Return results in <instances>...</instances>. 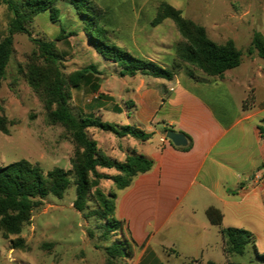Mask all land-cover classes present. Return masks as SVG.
Listing matches in <instances>:
<instances>
[{"label":"rangeland","instance_id":"374dc122","mask_svg":"<svg viewBox=\"0 0 264 264\" xmlns=\"http://www.w3.org/2000/svg\"><path fill=\"white\" fill-rule=\"evenodd\" d=\"M93 1L105 10L113 41L137 57L169 69L178 61L177 48L186 41L176 24L170 19L157 26L151 24L157 7L166 2L179 9L183 17L203 26L213 41L219 44L228 40L235 42L242 60L237 68L228 71L230 76L253 78L256 69L264 67V60L257 51L249 54L254 36L261 34L264 37V0ZM58 8L59 22L53 23L48 12L42 13L29 27L31 37L26 34L15 36L14 53L0 90V114L7 116L11 122L9 134L0 131V167L27 160L44 173L55 168L72 169V142L61 126H52L47 122L42 100L22 74L27 56L35 48L32 39L55 41L67 74L89 65L97 67L89 82L79 90L72 91L70 104L76 114H94L95 118L114 124L118 131L131 126L152 134L149 141L140 142L131 137L118 138L111 132L90 128L89 134L107 156L115 158L114 152L118 146L126 151L136 150L141 155L145 154L147 148H157L159 138L165 132L163 122L156 120L149 127L131 106L130 95L127 94L138 89L143 80L151 83L154 78L144 75L121 77L118 64L105 60L88 44L83 25L68 0H61ZM8 20L9 13L3 5L0 7V39L7 30ZM61 35L64 38L56 40ZM188 72L204 75L190 65H185L176 75L187 76ZM259 83L264 86V78ZM98 97L99 100H96ZM116 107L122 111L118 113ZM105 171L116 173L113 169ZM70 179L73 181V176ZM75 198L76 187L73 183L63 198L48 196L42 210L34 214L31 224L25 227L20 236L13 237L24 238L25 246L22 248H12L0 231V264H128L127 261H133L139 250L132 244L131 235L125 233L123 236L121 230L105 235V221L86 217L76 211L73 208ZM186 220L187 227H171L154 233L146 250L145 261L188 264L198 258L202 261L193 264H199L213 256L217 264H264L259 258L264 255V225L258 220L227 217L224 221V227L256 232L254 242L247 245L243 255H226L224 251L222 254L213 245L216 228L211 232L200 229L198 234L192 233V219ZM203 242L212 246L202 249ZM126 243L130 244V249ZM110 247L119 250L123 257L111 258L107 253Z\"/></svg>","mask_w":264,"mask_h":264},{"label":"trees","instance_id":"16d2710c","mask_svg":"<svg viewBox=\"0 0 264 264\" xmlns=\"http://www.w3.org/2000/svg\"><path fill=\"white\" fill-rule=\"evenodd\" d=\"M61 0H0V7L6 6L9 13L8 27L0 39V90L6 77L7 68L14 53V40L18 34L31 37L29 27L35 18L42 13H49L53 23L59 22ZM83 25V33L87 42L105 60L114 62L120 67L121 77H135L137 75L172 81L177 72L190 65L209 77L221 78L224 73L237 68L241 64V51L233 40L223 44L213 41L207 30L191 19L183 17L181 11L169 3L162 2L157 7L156 16L151 21L153 26L163 21L172 20L185 43L177 48L178 61L172 69L154 62L137 57L117 45L112 39L106 12L103 7L93 0H68ZM63 32L64 29H62ZM71 34H77L72 32ZM63 35L56 40H62ZM34 50L27 56L22 74L33 90L42 100L47 122L52 126H61L74 146L71 158L72 169L67 171L55 168L44 173L40 167L34 166L27 160L0 167V231L12 248L25 246L20 236L25 227L31 224L34 214L42 210L45 200L53 195L63 198L71 183L76 187V198L73 208L98 220L105 221L103 228L105 235L119 230L124 233V222L116 218V201L118 192L128 188L135 177L149 172L154 161L135 152L129 151L123 161L111 158L99 147L98 142L89 134L90 128H97L111 132L118 138L131 137L140 142H147L152 134L136 127L126 126L120 131L114 124L95 118L94 114H76L70 104L72 91L79 90L83 84L89 82L93 73L97 72L95 65L65 73L61 53L55 41L32 39ZM257 51L264 60V37L254 36L249 54ZM189 76H193L188 72ZM98 97L96 100H99ZM254 97L247 99V107ZM118 113L121 109L116 107ZM10 120L0 114V131L9 134ZM264 135V129H262ZM189 143L185 147H177L182 151L192 148V139L185 135ZM106 169H113L116 173H107ZM74 180L71 181L70 177ZM110 183V186L106 184ZM210 223L221 226L223 213L210 207L206 211ZM225 240L224 253L226 255H243L247 245L253 241V234L245 229L234 227L221 229ZM133 242V241H131ZM130 249V244L126 243ZM111 258L123 257L115 247L107 249ZM264 261V255L259 256ZM193 260L188 264L196 263ZM159 264H164L160 262ZM199 264H217L209 260ZM236 264V263H229Z\"/></svg>","mask_w":264,"mask_h":264},{"label":"crops","instance_id":"0c3cea01","mask_svg":"<svg viewBox=\"0 0 264 264\" xmlns=\"http://www.w3.org/2000/svg\"><path fill=\"white\" fill-rule=\"evenodd\" d=\"M263 78L264 67L259 66L248 79L228 71L221 78L175 75L172 81L143 80L138 89L127 92L131 106L149 127L161 120L165 129L158 147L144 152L154 161L152 169L118 192L115 216L139 250L128 264H154L145 261L152 235L187 227L186 219H192V233L216 228L213 245L222 254L221 229L229 228L224 227L227 217L254 218L264 225V86L259 83ZM251 96L254 101L245 107ZM168 131L188 135L192 148L182 151L168 139L163 142ZM128 152L118 146L114 159L123 161ZM210 207L223 213L221 226L210 223L206 215ZM251 233L254 241L256 232ZM209 245L203 242L201 248ZM210 260L216 261L213 256Z\"/></svg>","mask_w":264,"mask_h":264},{"label":"water","instance_id":"95a60500","mask_svg":"<svg viewBox=\"0 0 264 264\" xmlns=\"http://www.w3.org/2000/svg\"><path fill=\"white\" fill-rule=\"evenodd\" d=\"M166 138L177 147H185L188 145V140L183 133L168 131L166 134Z\"/></svg>","mask_w":264,"mask_h":264},{"label":"built area","instance_id":"2783aa9c","mask_svg":"<svg viewBox=\"0 0 264 264\" xmlns=\"http://www.w3.org/2000/svg\"><path fill=\"white\" fill-rule=\"evenodd\" d=\"M167 140V138H163L162 141L165 142Z\"/></svg>","mask_w":264,"mask_h":264}]
</instances>
